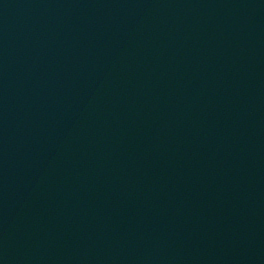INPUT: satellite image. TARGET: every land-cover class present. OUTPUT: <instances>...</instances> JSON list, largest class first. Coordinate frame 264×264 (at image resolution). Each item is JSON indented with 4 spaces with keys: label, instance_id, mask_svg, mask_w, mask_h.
<instances>
[{
    "label": "water",
    "instance_id": "95a60500",
    "mask_svg": "<svg viewBox=\"0 0 264 264\" xmlns=\"http://www.w3.org/2000/svg\"><path fill=\"white\" fill-rule=\"evenodd\" d=\"M0 264H264V0H0Z\"/></svg>",
    "mask_w": 264,
    "mask_h": 264
}]
</instances>
